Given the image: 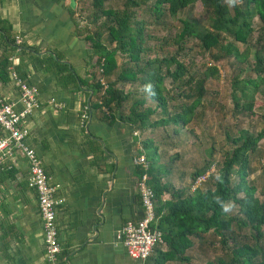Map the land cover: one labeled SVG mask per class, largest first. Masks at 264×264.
I'll list each match as a JSON object with an SVG mask.
<instances>
[{
	"label": "crops",
	"instance_id": "crops-1",
	"mask_svg": "<svg viewBox=\"0 0 264 264\" xmlns=\"http://www.w3.org/2000/svg\"><path fill=\"white\" fill-rule=\"evenodd\" d=\"M80 7L78 0L74 8L70 0H0V100L22 109L12 73L38 90L40 108L25 120V144L65 201L56 211L63 264H153L131 260L118 235L125 222L144 217L132 163L141 135L105 108L81 119L95 96L77 87L93 82L96 56L79 30ZM27 178L21 152L0 164V264H48Z\"/></svg>",
	"mask_w": 264,
	"mask_h": 264
},
{
	"label": "trees",
	"instance_id": "trees-1",
	"mask_svg": "<svg viewBox=\"0 0 264 264\" xmlns=\"http://www.w3.org/2000/svg\"><path fill=\"white\" fill-rule=\"evenodd\" d=\"M78 2L82 3V0ZM107 2L108 0H91L87 10L89 15L84 17L86 24L79 29L96 56L93 82L87 88L83 87V83L77 87V90H84L95 96L93 104H87L90 112L91 108H105L111 119H118L141 133L170 126L178 128L174 129L177 133L187 125L205 93L204 82L216 74L217 70L211 67L202 73V77L195 79L190 75L182 81L187 63L177 59L178 52L168 57L149 58L151 48L147 42L152 40V36L147 34L148 27L152 23L159 24L163 17L177 18L179 25L171 39L178 45V51L181 50L180 44L189 40L202 53L214 50V55H211L214 62L232 57L233 62L229 66L236 70L231 79L234 110H250L251 96L259 84L264 82V0H239L231 5L224 0H120L122 7L119 10L105 7ZM196 2L201 4L205 13L204 22L188 17L178 18V15L191 9ZM81 8L77 10L79 13L83 10ZM145 15L149 19L144 18ZM253 18L260 24L259 35L255 38L251 23ZM102 19L104 21L100 24ZM89 26L94 29L91 30ZM238 45H243L242 51H239ZM249 55L253 59L250 70L254 78L247 76L245 79H238L242 72L240 65L246 62ZM101 78L106 80L105 88L100 84ZM66 79L67 83L72 79L76 85L77 78L73 74H68ZM165 79L178 82L180 87H188L190 92H194L192 101L188 105L179 103L170 106L175 99L165 86ZM126 85L138 89L125 92L123 87ZM236 91L239 92L238 97L235 95ZM134 95L138 98L133 99L127 112L124 111L125 105ZM180 96L191 99L192 94ZM242 100H245L244 104ZM148 101L155 106H147ZM155 114L160 117L151 122L150 118ZM263 137L264 130L255 135L240 131L231 139L230 143L236 147L226 153L213 177L212 187L205 190L197 188L193 193L174 187L170 180L163 181L171 174V163L177 160V156L167 164L157 165L160 159L158 148L151 138L141 140V155H144L148 164L147 184L155 195L156 221L150 227L161 232L163 241L162 245L155 247L149 261L154 262L153 264L188 261L184 255L194 246L191 238L202 242L208 232L212 231L223 238L224 246L231 247L232 258L229 261L219 259L217 263L206 264H264V244L259 243L262 238L261 229L264 227V202L254 196L255 187L247 181L248 153L255 150ZM209 166L210 163H206L203 168L196 170L192 175V182L203 176ZM136 170L140 178L142 168L136 167ZM166 194L171 196L168 201L163 200ZM227 204L237 208L235 215L227 214ZM233 226L238 230L250 231L254 242L240 243L236 239V243ZM163 246L164 250L161 248Z\"/></svg>",
	"mask_w": 264,
	"mask_h": 264
},
{
	"label": "rangeland",
	"instance_id": "rangeland-1",
	"mask_svg": "<svg viewBox=\"0 0 264 264\" xmlns=\"http://www.w3.org/2000/svg\"><path fill=\"white\" fill-rule=\"evenodd\" d=\"M228 0H224L226 3ZM239 0H235L238 2ZM91 0H82L81 7L83 10L79 13V19L82 22L81 25L86 24L84 17L89 15L87 11L88 5ZM151 3V2H150ZM149 3V4H150ZM105 7H111L112 9H121L122 5L120 0H108ZM81 8V9H82ZM142 14V13H141ZM205 13L202 11V6L199 2H196L191 9L185 13L178 15V18H192L202 23L204 22ZM144 18L149 19L148 15ZM104 19L100 20V24ZM252 27L254 29L253 38L259 35L260 24L253 18ZM177 18L163 17L160 19L159 24H150L147 34L152 36V40L147 42L151 53L149 58L156 56L161 58L163 56L168 57L178 52L177 59L187 63L186 74L182 78L185 81L187 77L194 76L195 79L202 77V73L207 69L215 67L217 73L212 77H208L204 82L205 93L201 98L199 104L195 107L190 117L189 122L184 128H180V131L175 133L174 126L156 128L153 132L146 130L145 132H139L141 135L140 140L151 138L156 147L160 159L157 165L167 164L171 158L177 156V160L171 163V174L163 181H169L176 188H184L188 193H193L197 188L205 190L211 188L214 182L213 177L217 170L220 168L223 158L226 153H229L233 147H236L230 143L231 139L235 138L240 131H246L249 134L255 135L260 130H264V82L259 84L258 88L253 92L250 100L251 107L248 111L246 108L243 110H234V103L231 100L233 90L231 87V79L236 74V70H233L229 63L233 62L232 57H224L221 60L214 62L211 59V55H214L215 51L202 53L201 50L194 46L193 41H185L180 44L181 50L178 51V45L173 42L172 36L175 28L178 27ZM91 30L93 26H89ZM239 51L243 50V45H238ZM120 61V59H119ZM253 65V59L251 55L248 56L246 62L240 65L242 72L238 79H245L250 76L254 78L251 67ZM235 67L239 68V65L235 64ZM264 78V75H263ZM103 84H106V80L101 78ZM165 86L170 91V95L175 99L171 102V105H188L193 97L194 92H190L188 87L183 88L179 86L178 82H171L169 79H165ZM124 91H136L138 88L126 85L123 87ZM252 89L251 87L249 88ZM192 94L191 99H184L180 95ZM236 97L239 96V92H235ZM138 96L134 95L132 100L125 105L124 111H128L133 99H137ZM245 103V100H242ZM147 106L153 108L155 105L153 102L148 101ZM160 116H151V122L157 120ZM249 158V175L247 181L250 185L255 187L254 196L264 202V137L257 143L255 150L252 153H248ZM206 163H210L208 171L200 177L201 180L198 183V179L192 182V175L198 169L203 168ZM210 176V178H209ZM233 180L235 177L232 178ZM170 194H166L163 200H170ZM237 208L231 204H227V214L235 215ZM250 231L246 229L238 230L233 226V236L235 242L237 240L240 243L248 242L253 243L254 236H250ZM253 234V232H251ZM262 238L259 243L264 244V227L261 229ZM206 238L202 242L196 238H191L194 246L186 251L184 257L188 261H174L168 264H206L209 262L217 263L219 259L226 261L231 260V247H226L222 244L221 237L216 236L212 231L208 232ZM237 239V240H236ZM231 246V243H229ZM183 257V258H184Z\"/></svg>",
	"mask_w": 264,
	"mask_h": 264
},
{
	"label": "built area",
	"instance_id": "built-area-1",
	"mask_svg": "<svg viewBox=\"0 0 264 264\" xmlns=\"http://www.w3.org/2000/svg\"><path fill=\"white\" fill-rule=\"evenodd\" d=\"M15 44H21L20 39ZM11 78L16 83L20 92L22 109L15 111L14 105L0 100V164L8 159L16 151L23 154L28 164L27 188L36 194L38 213L42 222L43 240L45 246V258L48 264H63L62 249L59 244L58 227L56 221L57 208L65 201L57 196V188L50 184L35 152L25 144L29 137V131L25 127V120L40 108L38 90L27 81L19 78L14 73ZM100 84L105 88L102 79ZM51 103H55L51 100ZM56 108H60L56 103ZM90 118V109L85 105L82 109L83 122ZM135 167H141L143 174L137 184L138 195L143 208L144 217L141 221L125 222L119 230V238L126 255L134 261L146 262L154 253L157 245L163 244L161 232L151 229L150 225L155 218V195L148 187L146 170L148 164L144 155L133 157ZM264 164V161H263ZM200 179V178H199ZM198 179V183L201 181Z\"/></svg>",
	"mask_w": 264,
	"mask_h": 264
},
{
	"label": "water",
	"instance_id": "water-1",
	"mask_svg": "<svg viewBox=\"0 0 264 264\" xmlns=\"http://www.w3.org/2000/svg\"><path fill=\"white\" fill-rule=\"evenodd\" d=\"M70 7L74 8L75 7V0H70Z\"/></svg>",
	"mask_w": 264,
	"mask_h": 264
},
{
	"label": "clouds",
	"instance_id": "clouds-1",
	"mask_svg": "<svg viewBox=\"0 0 264 264\" xmlns=\"http://www.w3.org/2000/svg\"><path fill=\"white\" fill-rule=\"evenodd\" d=\"M229 4H234L235 3V0H228Z\"/></svg>",
	"mask_w": 264,
	"mask_h": 264
}]
</instances>
